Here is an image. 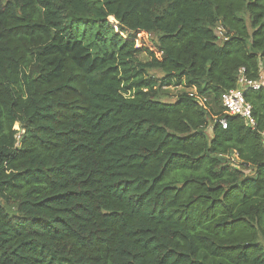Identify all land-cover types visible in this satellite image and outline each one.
Here are the masks:
<instances>
[{
	"label": "trees",
	"instance_id": "16d2710c",
	"mask_svg": "<svg viewBox=\"0 0 264 264\" xmlns=\"http://www.w3.org/2000/svg\"><path fill=\"white\" fill-rule=\"evenodd\" d=\"M241 70L264 0H0V264H264V88L255 127L221 99Z\"/></svg>",
	"mask_w": 264,
	"mask_h": 264
},
{
	"label": "built area",
	"instance_id": "2783aa9c",
	"mask_svg": "<svg viewBox=\"0 0 264 264\" xmlns=\"http://www.w3.org/2000/svg\"><path fill=\"white\" fill-rule=\"evenodd\" d=\"M243 72L244 70H241L238 86L222 95V104L230 115L239 116L243 118L247 125L255 127L256 120L253 115V108L252 105L247 102L245 93L248 90H259L264 88V70L257 80H250L246 78ZM220 124H222L224 128H227L226 120H222Z\"/></svg>",
	"mask_w": 264,
	"mask_h": 264
},
{
	"label": "rangeland",
	"instance_id": "374dc122",
	"mask_svg": "<svg viewBox=\"0 0 264 264\" xmlns=\"http://www.w3.org/2000/svg\"><path fill=\"white\" fill-rule=\"evenodd\" d=\"M216 33L219 35L220 39H224V29L221 26H218L216 29ZM142 60H145L143 56H141ZM151 74L157 76V77H162L163 74L160 71H152ZM162 93V101L164 102H174L179 95H181L183 92H187V90L181 88V87H169V88H164ZM15 129L21 132L20 125L16 124ZM212 130V125L210 128L207 130L208 134H211ZM235 159V158H234Z\"/></svg>",
	"mask_w": 264,
	"mask_h": 264
}]
</instances>
